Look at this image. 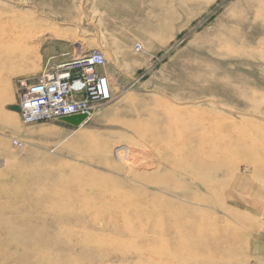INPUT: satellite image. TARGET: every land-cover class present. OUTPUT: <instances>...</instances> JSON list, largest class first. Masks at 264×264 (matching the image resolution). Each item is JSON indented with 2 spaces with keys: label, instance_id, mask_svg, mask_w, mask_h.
<instances>
[{
  "label": "rangeland",
  "instance_id": "obj_1",
  "mask_svg": "<svg viewBox=\"0 0 264 264\" xmlns=\"http://www.w3.org/2000/svg\"><path fill=\"white\" fill-rule=\"evenodd\" d=\"M0 30V264H264V0H0ZM93 51L110 100L25 124L20 84Z\"/></svg>",
  "mask_w": 264,
  "mask_h": 264
},
{
  "label": "built area",
  "instance_id": "obj_2",
  "mask_svg": "<svg viewBox=\"0 0 264 264\" xmlns=\"http://www.w3.org/2000/svg\"><path fill=\"white\" fill-rule=\"evenodd\" d=\"M104 64L103 54L93 51L46 72L38 82L21 83L18 115L25 124L56 122L81 113L90 117L95 103L111 98L108 80L98 73Z\"/></svg>",
  "mask_w": 264,
  "mask_h": 264
},
{
  "label": "water",
  "instance_id": "obj_3",
  "mask_svg": "<svg viewBox=\"0 0 264 264\" xmlns=\"http://www.w3.org/2000/svg\"><path fill=\"white\" fill-rule=\"evenodd\" d=\"M86 118H87L86 115H75V116L63 118L60 120V122L77 128L83 123H85Z\"/></svg>",
  "mask_w": 264,
  "mask_h": 264
},
{
  "label": "bare ground",
  "instance_id": "obj_4",
  "mask_svg": "<svg viewBox=\"0 0 264 264\" xmlns=\"http://www.w3.org/2000/svg\"><path fill=\"white\" fill-rule=\"evenodd\" d=\"M0 34H2V33H1V30H0ZM10 35H11V34H10ZM13 35H14V34H13ZM15 40H19V38L15 36ZM37 44H38V43H37ZM24 56H25V55H24ZM103 56H104V55H103ZM41 74H42V73H41ZM78 115H86V116L89 118V115L86 114V113H81V114H78ZM66 118H67V117H66ZM88 118H86V120H87ZM62 119H63V118H62ZM60 120H61V119H60ZM60 120H59V121H60ZM86 120H85V123H86ZM83 124H84V123H83ZM83 124H82V125H83ZM82 125H80V127H81ZM77 128H78V127H77Z\"/></svg>",
  "mask_w": 264,
  "mask_h": 264
}]
</instances>
